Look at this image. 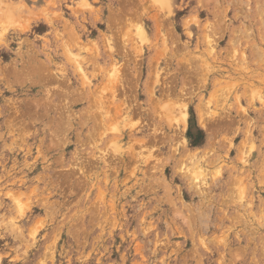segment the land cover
Listing matches in <instances>:
<instances>
[{
	"label": "rangeland",
	"instance_id": "374dc122",
	"mask_svg": "<svg viewBox=\"0 0 264 264\" xmlns=\"http://www.w3.org/2000/svg\"><path fill=\"white\" fill-rule=\"evenodd\" d=\"M0 264H264V0H0Z\"/></svg>",
	"mask_w": 264,
	"mask_h": 264
},
{
	"label": "bare ground",
	"instance_id": "6f19581e",
	"mask_svg": "<svg viewBox=\"0 0 264 264\" xmlns=\"http://www.w3.org/2000/svg\"><path fill=\"white\" fill-rule=\"evenodd\" d=\"M19 75V74H18ZM23 75V74H22ZM25 76V75H24ZM30 76V75H29ZM26 77V76H25ZM185 107V106H184ZM184 114H186L185 112H184ZM184 116V115H183ZM205 117V116H204ZM185 121V120H184ZM185 143V142H184Z\"/></svg>",
	"mask_w": 264,
	"mask_h": 264
}]
</instances>
